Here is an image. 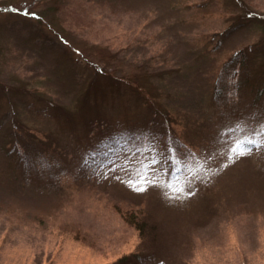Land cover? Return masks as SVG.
<instances>
[{
    "label": "rangeland",
    "instance_id": "374dc122",
    "mask_svg": "<svg viewBox=\"0 0 264 264\" xmlns=\"http://www.w3.org/2000/svg\"><path fill=\"white\" fill-rule=\"evenodd\" d=\"M129 1L0 0V6L29 7L39 17L0 12V82L35 84L40 92L60 95L62 102L72 105L68 106L72 114L79 104L74 92L80 102L84 100L74 85L90 78L95 83L90 86V101L108 113L115 106L120 114L137 106L136 101L119 82L94 75L96 68L85 64L86 57L91 62L96 57L114 58L113 74L124 75V70L133 78L151 66L148 59L171 44L173 61L168 60L165 69L170 65L176 70L185 54L176 40L219 31L239 15L229 0ZM244 3L264 14V0ZM200 4L211 5V12L199 11ZM263 34L254 25L240 43L259 42ZM35 54L39 59L35 60ZM37 61L45 62V71L36 67ZM44 74L48 83L39 79ZM151 83L146 88L156 97L158 85ZM67 88L76 90L66 94ZM170 96L175 99L173 93ZM3 100L0 96V264H114L136 252L142 255L138 264H264V146L243 140V135L258 131L264 120L253 131L240 124L246 132L231 131L226 145L199 163L182 164L178 172L170 166L168 172L149 171L146 180L161 183H149L142 191L126 181H135L138 162L151 159L153 151L168 159L153 147L138 157L108 150L84 161L73 179L67 177L55 187L30 174L23 177L14 158L4 154L13 141L7 137L8 124L1 123L6 110ZM32 101L20 104V114L10 112L6 120L12 121L15 115L27 128L52 127L51 112ZM138 109L146 112L144 106ZM124 122L125 118L114 117L118 128ZM236 138L251 149L249 154L233 155L230 144ZM162 163L151 169H159ZM168 174H172L170 180L178 178L184 183V191L174 193L167 187ZM122 197L148 203L149 229L144 238L114 211L113 199Z\"/></svg>",
    "mask_w": 264,
    "mask_h": 264
},
{
    "label": "trees",
    "instance_id": "16d2710c",
    "mask_svg": "<svg viewBox=\"0 0 264 264\" xmlns=\"http://www.w3.org/2000/svg\"><path fill=\"white\" fill-rule=\"evenodd\" d=\"M108 1L118 3L123 0ZM229 1L239 9V15L221 30L201 33L189 40H176L175 43L185 53L178 62L182 65L176 70L170 65L169 69H165L168 60L169 63L173 61L170 58L175 50L171 44L165 45L156 57L148 59L146 62L150 61L151 66L145 65L147 68L140 70L143 73H138L140 76L137 77L131 75L133 78L124 70V75L122 72L113 74L114 58L96 57L93 58L95 62H91L86 57L85 64L96 68L94 75L111 78L113 83L119 82L118 86L124 89V93L130 92L136 101L137 106L124 109L120 114H117L115 106L108 113L90 101V86L95 85L90 78L76 81L77 85H74L81 90L82 102L74 92L76 89H65L66 94L74 92L73 96L79 101L72 114L68 113L71 104L62 102V96L40 92L35 84L30 86L21 81L7 83L3 79L0 96L4 99L6 110L1 123L8 124L7 137L13 141L12 146L4 148V154L14 158L23 177L30 174L43 184L56 187L57 182L67 177L73 179L84 161L103 156L108 150L138 157L148 147H153L165 156L180 157L181 164L191 165L226 145L224 143L231 137L228 129L232 126L245 124L244 130L253 131L264 120V34L256 43L240 42L244 41L249 27L256 25L264 32V14L246 7L244 0ZM12 6H0V12L39 18L37 12L30 11L29 7L15 9ZM211 9L209 4L198 7L199 11L207 14ZM55 35L60 42L68 45L61 33ZM40 45L43 48V44ZM33 57L39 59L36 54ZM41 62L37 61L36 67L45 71L47 65ZM53 67L55 65L49 69ZM41 78L48 83L47 74L40 75V81ZM151 81L158 85L156 90L160 94L157 93L156 97L146 88L152 84ZM82 84L87 85L79 87ZM150 89L155 90L153 85ZM172 93L174 100L170 99ZM159 98L161 100H157ZM29 99L51 112L52 127L50 124L42 128H27L14 118L20 114L19 105L26 104ZM138 105L144 106L146 112L139 110ZM10 112L15 114L12 121H9L10 118L6 120ZM117 116L127 120L121 128L114 124V117ZM222 130H225L223 140ZM171 175L168 174L166 183ZM122 199H113L114 211L144 238L149 229L148 203L144 199ZM138 256H142L140 252L121 257L114 264H126L128 261L138 264Z\"/></svg>",
    "mask_w": 264,
    "mask_h": 264
},
{
    "label": "snow or ice",
    "instance_id": "6c2138e0",
    "mask_svg": "<svg viewBox=\"0 0 264 264\" xmlns=\"http://www.w3.org/2000/svg\"><path fill=\"white\" fill-rule=\"evenodd\" d=\"M235 129H241V131H243V128L240 124H236L232 126V128L228 129V131H233ZM224 131L225 130H222L221 132L222 140L225 139L223 135ZM243 140H247L248 143L252 145L264 146V124L260 125L259 130L252 132L251 135H243ZM230 147L234 149L233 155L237 157L241 155H247L251 151V149H249L246 145L243 144L241 138H236L232 140ZM161 161H163V163L159 169L156 170L151 169V165L161 163ZM138 165L140 171L137 172L135 181L129 179L126 182L129 184L130 187H133L134 189L141 191L144 190V188L147 187L149 183H153V184L161 183L156 180H153L151 182L146 180L149 171L168 172L170 165L171 169H174L178 172L179 168L183 166L180 163V157L169 156L168 159L165 160L162 156H159L157 153H155V151H153L151 159L145 158L144 161L138 162ZM167 187L174 193L184 191V183H182L178 178L170 180L167 184Z\"/></svg>",
    "mask_w": 264,
    "mask_h": 264
}]
</instances>
